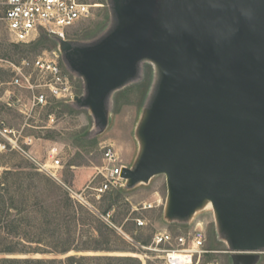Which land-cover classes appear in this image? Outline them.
I'll use <instances>...</instances> for the list:
<instances>
[{"label": "water", "instance_id": "obj_1", "mask_svg": "<svg viewBox=\"0 0 264 264\" xmlns=\"http://www.w3.org/2000/svg\"><path fill=\"white\" fill-rule=\"evenodd\" d=\"M109 24L91 40L59 39L83 81L69 103L97 134L114 94L154 78L135 129L138 153L124 190L164 175V218L187 224L213 211L233 264L264 251V0H107Z\"/></svg>", "mask_w": 264, "mask_h": 264}, {"label": "rangeland", "instance_id": "obj_2", "mask_svg": "<svg viewBox=\"0 0 264 264\" xmlns=\"http://www.w3.org/2000/svg\"><path fill=\"white\" fill-rule=\"evenodd\" d=\"M82 1L98 4L89 19L71 30L73 39L85 41L96 37L109 24L110 9L107 0ZM53 51L60 54L61 64L65 67L53 37L43 33L31 42L17 43L11 41L6 31L0 28V57L4 59L0 61V74L5 81L0 87V124L4 122L15 131L19 145L16 149L0 151V175L10 173L13 191L29 195V205H41L35 195H42L44 205L57 216L60 227L64 229L70 220L66 214L72 213L73 208L63 209L64 202L60 203L63 197L68 194L76 210L70 251L33 256L113 254L137 257L142 264H161L155 258V252L148 248L154 234L164 230L174 234L184 233L201 222L207 232L206 248L209 252L203 254L200 264H233V252L219 238L212 210L199 211L187 224L165 220L167 184L164 175L155 176L150 183L140 184L131 190L114 188L101 196L95 191V187L103 182L98 174L103 163V145L113 144L121 160L129 166L137 156L135 129L154 78L153 65L143 63L140 78L114 94L109 125L103 133L97 134L94 118L88 109L51 97L48 104L32 108L33 92L10 83L14 74L8 61L20 64L25 58L52 55ZM70 77L76 93H81L82 79L71 72ZM56 158L61 159L59 167L52 166ZM62 191L64 195H61ZM110 203L114 204L104 215L100 210H106ZM93 213L124 237L125 242L119 246L124 250L76 251V246L90 235L87 232L89 225L82 222L101 227ZM138 217L146 221L144 226L135 223L134 218ZM70 225L73 226L74 222L70 221ZM33 245L36 247L37 244ZM258 255L257 264H264V251Z\"/></svg>", "mask_w": 264, "mask_h": 264}, {"label": "built area", "instance_id": "obj_3", "mask_svg": "<svg viewBox=\"0 0 264 264\" xmlns=\"http://www.w3.org/2000/svg\"><path fill=\"white\" fill-rule=\"evenodd\" d=\"M98 4L82 0H3L0 6V28L6 31L13 42L27 43L43 33L59 39H73L71 30L89 19ZM4 60L0 57V61ZM57 51L52 55L23 59L20 64L9 62L14 74L10 83L33 92L31 107L44 106L49 98L69 102L77 94L70 71L61 64ZM5 81L0 74V87ZM0 151L18 147L15 131L4 122L0 124ZM103 163L99 175L103 182L95 187L99 196L107 191L121 189L125 178L122 170L129 166L124 163L113 144L102 146ZM61 159L53 160V167H59ZM138 226L146 221L134 218ZM207 232L201 222L184 233L174 234L169 230L157 231L149 245L161 264H200L206 248Z\"/></svg>", "mask_w": 264, "mask_h": 264}, {"label": "trees", "instance_id": "obj_4", "mask_svg": "<svg viewBox=\"0 0 264 264\" xmlns=\"http://www.w3.org/2000/svg\"><path fill=\"white\" fill-rule=\"evenodd\" d=\"M9 172L0 175V264H142L137 257L113 254H76L66 257H35L37 253H67L70 251L69 242L72 237V228L76 226V210L68 194L60 203L64 202L63 209L71 210L66 214L69 217L67 228L60 227L59 219L44 205L42 195L35 198L41 205L27 204L30 196L13 191ZM64 195V191L61 195ZM22 204V205H21ZM40 204V203H39ZM110 203L104 215L112 208ZM95 220L101 227L87 224L89 237L76 246V251L82 252H113L124 250L119 247L124 237L114 228L104 223L94 213ZM70 221L74 225H70ZM66 235V236H65ZM114 238H113V237ZM33 244H37L34 247ZM49 248V249H48ZM27 255V256H25ZM29 255V256H28Z\"/></svg>", "mask_w": 264, "mask_h": 264}]
</instances>
